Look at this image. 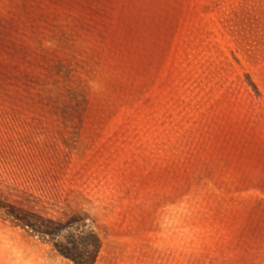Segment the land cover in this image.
<instances>
[{
  "label": "rangeland",
  "instance_id": "rangeland-1",
  "mask_svg": "<svg viewBox=\"0 0 264 264\" xmlns=\"http://www.w3.org/2000/svg\"><path fill=\"white\" fill-rule=\"evenodd\" d=\"M0 264H264V0H0Z\"/></svg>",
  "mask_w": 264,
  "mask_h": 264
},
{
  "label": "trees",
  "instance_id": "trees-1",
  "mask_svg": "<svg viewBox=\"0 0 264 264\" xmlns=\"http://www.w3.org/2000/svg\"><path fill=\"white\" fill-rule=\"evenodd\" d=\"M87 246V245H86ZM90 248L78 251V246L75 245V242L67 240L61 247H58V250L65 256L73 259L76 262H79V258H83L85 256H95L96 251L98 249V243L93 241L89 243ZM88 254V255H87Z\"/></svg>",
  "mask_w": 264,
  "mask_h": 264
}]
</instances>
